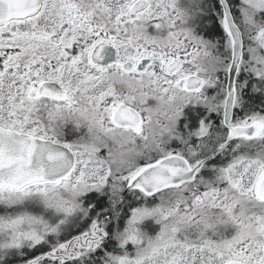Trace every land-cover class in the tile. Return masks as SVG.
<instances>
[{
  "label": "snow or ice",
  "instance_id": "obj_1",
  "mask_svg": "<svg viewBox=\"0 0 264 264\" xmlns=\"http://www.w3.org/2000/svg\"><path fill=\"white\" fill-rule=\"evenodd\" d=\"M0 264H264V0H0Z\"/></svg>",
  "mask_w": 264,
  "mask_h": 264
}]
</instances>
